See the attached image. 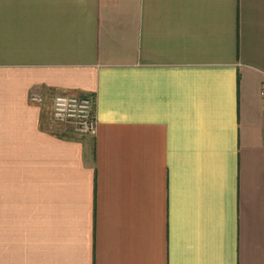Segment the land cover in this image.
<instances>
[{
    "label": "crops",
    "instance_id": "obj_1",
    "mask_svg": "<svg viewBox=\"0 0 264 264\" xmlns=\"http://www.w3.org/2000/svg\"><path fill=\"white\" fill-rule=\"evenodd\" d=\"M263 85L264 0H0V264H264Z\"/></svg>",
    "mask_w": 264,
    "mask_h": 264
},
{
    "label": "built area",
    "instance_id": "obj_2",
    "mask_svg": "<svg viewBox=\"0 0 264 264\" xmlns=\"http://www.w3.org/2000/svg\"><path fill=\"white\" fill-rule=\"evenodd\" d=\"M261 95L264 100V85ZM32 100L38 104L43 103V95L35 93ZM54 115L58 120L79 118L83 121L82 132L88 136H95L97 133V119L94 112V105L87 96H72L61 94L55 98Z\"/></svg>",
    "mask_w": 264,
    "mask_h": 264
},
{
    "label": "rangeland",
    "instance_id": "obj_3",
    "mask_svg": "<svg viewBox=\"0 0 264 264\" xmlns=\"http://www.w3.org/2000/svg\"><path fill=\"white\" fill-rule=\"evenodd\" d=\"M39 94L43 95V103L49 113L50 118L53 120V122H55V124H57L58 128L60 130H62L63 132H67L70 134H73L74 136H88L86 134H84L82 132V124L83 121L79 118H75V119H66L64 121L58 120L55 115H54V102H55V98L61 94H55V93H42L40 92ZM81 97V96H80ZM89 97V96H87ZM93 103V99L91 97H89ZM94 105V103H93Z\"/></svg>",
    "mask_w": 264,
    "mask_h": 264
}]
</instances>
